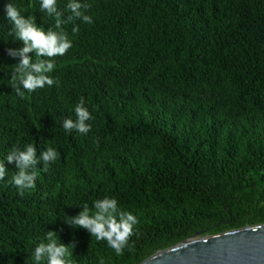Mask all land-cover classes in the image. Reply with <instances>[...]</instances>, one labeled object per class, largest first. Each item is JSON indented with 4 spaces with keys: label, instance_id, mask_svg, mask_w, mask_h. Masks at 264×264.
I'll return each instance as SVG.
<instances>
[{
    "label": "trees",
    "instance_id": "16d2710c",
    "mask_svg": "<svg viewBox=\"0 0 264 264\" xmlns=\"http://www.w3.org/2000/svg\"><path fill=\"white\" fill-rule=\"evenodd\" d=\"M8 2L0 0V160L26 144L60 156L23 196L5 161L0 264H34L47 231L75 244L73 264H141L196 233L264 224V0H80L94 23L62 25L73 46L50 73L59 84L24 98L11 86L19 58L7 49L23 42L8 34ZM11 2L54 28L40 0ZM81 96L91 131L68 133L63 121L75 120ZM105 196L139 221L123 255L64 223Z\"/></svg>",
    "mask_w": 264,
    "mask_h": 264
},
{
    "label": "clouds",
    "instance_id": "9594fccd",
    "mask_svg": "<svg viewBox=\"0 0 264 264\" xmlns=\"http://www.w3.org/2000/svg\"><path fill=\"white\" fill-rule=\"evenodd\" d=\"M86 3L80 0H69L66 9H58L57 0H40V10L46 12L49 17H54L55 25L47 29L42 24H37L35 15L25 18L14 3L9 2L4 6L6 19L10 22L9 36L22 41L23 47L7 49V54L12 58H19V63L14 64L11 75V86L18 96L24 98L28 93L38 89L59 84L50 73L56 67V57L64 56L73 46V41L62 25L72 23L79 19L85 23H94L91 16L85 14L82 9H87ZM65 11L70 12L64 19ZM79 32V27L73 24L72 33ZM34 53L36 59L33 61ZM23 89V90H22ZM75 120L65 118L63 128L71 133L76 130L81 134L91 131L89 120L94 119L88 107L85 106L84 97L75 105ZM60 153L53 147H47L39 153L33 144H26L23 149L14 146L6 158L0 160V181L4 180L7 172L5 161L15 163L17 171L11 178V183L19 190V195H24L25 189L35 187L38 171H47L50 163L55 162ZM43 164V168L37 166ZM93 208L87 204L82 206L76 216H67L65 224L73 228H83L98 241H107L117 255H123L125 248L129 246L130 238L136 234L135 226L139 223L137 217L129 211H124L119 206V201L114 197L105 196L93 202ZM46 242H40L32 254L34 264H73L74 243L65 245L55 231H47ZM99 264H104L103 259Z\"/></svg>",
    "mask_w": 264,
    "mask_h": 264
},
{
    "label": "water",
    "instance_id": "95a60500",
    "mask_svg": "<svg viewBox=\"0 0 264 264\" xmlns=\"http://www.w3.org/2000/svg\"><path fill=\"white\" fill-rule=\"evenodd\" d=\"M197 236L159 251L141 264H264V224L193 240ZM189 240L192 242L186 244Z\"/></svg>",
    "mask_w": 264,
    "mask_h": 264
},
{
    "label": "rangeland",
    "instance_id": "374dc122",
    "mask_svg": "<svg viewBox=\"0 0 264 264\" xmlns=\"http://www.w3.org/2000/svg\"><path fill=\"white\" fill-rule=\"evenodd\" d=\"M201 238V236H197L195 238H193V240H199Z\"/></svg>",
    "mask_w": 264,
    "mask_h": 264
},
{
    "label": "bare ground",
    "instance_id": "6f19581e",
    "mask_svg": "<svg viewBox=\"0 0 264 264\" xmlns=\"http://www.w3.org/2000/svg\"><path fill=\"white\" fill-rule=\"evenodd\" d=\"M191 242H192V240H189V241L186 242V244H187V243H191Z\"/></svg>",
    "mask_w": 264,
    "mask_h": 264
}]
</instances>
